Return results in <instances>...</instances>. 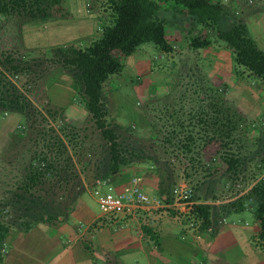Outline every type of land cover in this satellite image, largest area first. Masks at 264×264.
<instances>
[{
	"label": "trees",
	"instance_id": "16d2710c",
	"mask_svg": "<svg viewBox=\"0 0 264 264\" xmlns=\"http://www.w3.org/2000/svg\"><path fill=\"white\" fill-rule=\"evenodd\" d=\"M169 2L181 8L190 20L189 25L192 21L201 27L198 35L189 38L192 50L210 48L213 37H218L232 51L234 64L260 79L264 86V49L243 19L232 18L221 3L212 0H92L93 4H100L107 15L102 13V35L90 47L83 48L75 43L53 47L48 52L51 57L44 56L40 61L30 56L34 50L20 57L0 53V117L18 114L27 121L25 131H22L27 156L23 179L19 192L13 193L11 199L7 198L5 205L11 207L12 215L15 212L21 214L12 221L0 218V264L4 260L1 251L12 227L27 232L41 223H57L74 212L87 191L86 186L95 190L97 182L110 183L137 165L153 168L160 180L159 198L165 204L172 202V192L177 186L172 159L180 160L178 154H193L201 148V143L204 147L219 142L220 161L227 173L237 172L246 161L255 159L260 160L256 165L260 172L254 177L258 179L264 171V146L257 153L243 155L241 151L246 146L239 141L244 143V138L230 140L233 132L239 129L240 135L245 136L246 118L218 93L200 97L197 108L187 112L183 106L170 111L165 104L169 114L167 120H149L148 133L144 137L131 131L130 126L118 124L111 116L105 86L110 76L123 70L122 59L147 43H152L161 53L175 51L159 16V3ZM64 4V0H0V20L65 19L66 16L58 13L65 9ZM256 5L264 10V0H258ZM231 7L238 8L237 5ZM189 30L186 27V31ZM53 66L61 67L70 78L78 104L88 113L90 127L80 128L76 122H68L66 110L59 106L54 110L47 109L46 113L49 118L61 122H54L55 126L50 129L43 126L44 122H39L46 116L25 91L31 94ZM22 78L27 82L22 83ZM257 141L261 143V140ZM233 144L240 145L237 151H233ZM183 174L190 178L187 171ZM193 190L195 202L197 188ZM229 205L240 212L252 209L260 224L259 240L264 247V177ZM211 216L212 206L195 204L187 219L206 229L211 225ZM25 219L28 220L19 223Z\"/></svg>",
	"mask_w": 264,
	"mask_h": 264
},
{
	"label": "rangeland",
	"instance_id": "374dc122",
	"mask_svg": "<svg viewBox=\"0 0 264 264\" xmlns=\"http://www.w3.org/2000/svg\"><path fill=\"white\" fill-rule=\"evenodd\" d=\"M64 1L66 10L62 9L58 13L66 16L67 20H71L65 24L73 32L72 34L64 31L54 35L53 29L49 25L54 20L38 22H28L26 18L0 20V53H13L16 57H20L34 50V53L30 54L32 58L38 61L43 60L44 56L50 58L51 54L48 52L51 48L58 46L49 45L63 44L71 35H75L77 30L75 28H78L76 22L72 23L73 14L76 13L75 0ZM212 1L221 3L232 18L243 19L252 36L264 49V10L256 5L258 0ZM79 2H84L86 10L104 14L101 5L93 4L92 0H79ZM92 4L94 7L91 6ZM231 5H237L238 8L231 9ZM159 8V16L164 21L167 38L172 44L176 43L178 47L174 51L175 53H172L173 55L163 60L165 63H157L154 66L152 72L156 75L153 74L148 82L138 80L134 69V61L138 58L140 49L133 55L122 59L123 70L110 76L105 86L111 116L116 118L118 124L130 126L131 131L144 137L148 133L147 122L149 120L154 119L156 122L167 120L169 114L165 104L168 109L170 108V111L178 110L183 106L187 112L191 108H197L200 97H210L218 93L224 96L226 101L246 118L245 136L240 135L241 130L239 129L233 132V137L230 140L234 138L239 140L241 136L244 138L245 144L241 141L239 144L246 146L243 147L242 154L257 153L264 146V86L262 81L244 68L236 66L233 62L232 51L224 42L217 39L218 37H213V45L210 48L201 49V53L196 54L195 51L189 49V38L198 35L201 27L192 21L189 25L190 20L181 11V8L175 7L173 2L159 3ZM80 11L83 10L78 9V13ZM70 25H72L71 29ZM186 27L190 29L188 32ZM60 34L61 36H58ZM25 38L31 39L28 45L34 46L33 48L26 45ZM90 46L91 44L81 47ZM142 48L156 47L152 43H147ZM158 56V54L157 57L154 56L157 61L159 60ZM211 57H215L216 60ZM64 77L67 75L62 68L53 66L47 75L38 82L31 94L25 91L36 108L46 116L45 119H43L44 117L40 118L39 122H44L43 126L47 129L55 126L54 122H61L60 119L55 121L49 118L46 113L47 109L54 110L59 106L66 110L68 122H76L80 128L90 127L88 113L82 105L78 104L76 94L74 98H70L65 93H61L62 78ZM25 81L26 79H21L22 83ZM150 82L153 83L150 93H155L152 95L146 89ZM22 83L19 85L23 86ZM71 100L74 102L73 105ZM26 122L18 114H7L0 117V218L3 221H12V218H18L17 216L21 214L15 212L12 215L11 207L5 205L7 198L11 199L13 193L19 192L18 188L23 179L22 170L27 156L25 152L26 140L22 138L24 135L22 131H25ZM120 132L124 133V131ZM18 136L20 137L17 138ZM257 140H261V143ZM238 146L240 145L233 144V151H237ZM219 152V142L214 141L204 147L201 143V148L189 156L178 154L180 160L172 159L171 161L177 185L187 181L194 189L197 188L195 192L198 193L206 184L207 186L213 184L216 190L215 193H211L210 199L212 202L221 203L243 196L257 180L264 177V171L261 172L258 179L254 177V174L260 172L256 167L260 162L259 159L252 162L246 161V164L237 172L227 173L226 167L220 161ZM176 156L177 154H175ZM190 158H193L192 161ZM186 171L190 174V178H185L183 173ZM82 178L85 179L83 176ZM86 189V192H94L89 186H86ZM93 206L97 212H100L95 204ZM248 214L249 216L253 215ZM26 220L28 219L20 220L19 223L23 224ZM15 228L12 227L11 230L14 231ZM1 253L4 255L2 251Z\"/></svg>",
	"mask_w": 264,
	"mask_h": 264
},
{
	"label": "crops",
	"instance_id": "0c3cea01",
	"mask_svg": "<svg viewBox=\"0 0 264 264\" xmlns=\"http://www.w3.org/2000/svg\"><path fill=\"white\" fill-rule=\"evenodd\" d=\"M74 5L76 13L72 23L76 22L78 26L75 35L63 44L49 46L74 43L88 46L101 37V14L86 10L84 2L79 0H75ZM78 9L83 11L78 13ZM69 21L66 17L50 23L54 35L64 31L72 34L65 24ZM30 40L25 38L27 46ZM173 45L176 50L178 45ZM142 47L134 61V69L138 80L148 82L154 74V66L173 54ZM195 53H201V49ZM211 59L216 60L215 57ZM62 81L61 93L74 98L70 78L64 77ZM152 84L150 82L146 88L149 93ZM134 176L142 179V187L148 196L160 197L159 177L149 165L126 170L109 185L116 193H121ZM211 185L206 184L195 200V204L212 206L211 225L206 229H201L200 225L191 228L183 213L166 208L139 207L133 214H106L101 211L94 193L88 191L67 218L54 224L41 223L27 232L11 231L4 245L3 264H264L260 224L252 209L240 212L230 206L236 197L221 203L212 202L210 196L216 188ZM101 191L106 193L107 188L101 187ZM94 204L100 212L94 209ZM209 229L212 230L210 233Z\"/></svg>",
	"mask_w": 264,
	"mask_h": 264
},
{
	"label": "built area",
	"instance_id": "2783aa9c",
	"mask_svg": "<svg viewBox=\"0 0 264 264\" xmlns=\"http://www.w3.org/2000/svg\"><path fill=\"white\" fill-rule=\"evenodd\" d=\"M101 187L107 188V192L102 193ZM93 193L101 211L110 215L133 214L139 207H155L177 210L189 217L195 206L194 190L186 182L178 184L173 189V200L170 204H165L161 198L153 199L148 196L142 187V179L138 176L132 177L121 193H116L114 188L105 182H97V188ZM198 225L194 220H190L191 228H196ZM211 231V229L208 230L209 233ZM5 251L4 248L2 252L5 253Z\"/></svg>",
	"mask_w": 264,
	"mask_h": 264
}]
</instances>
